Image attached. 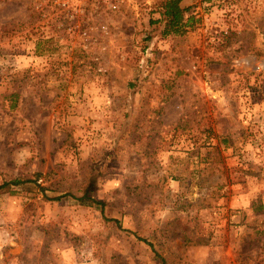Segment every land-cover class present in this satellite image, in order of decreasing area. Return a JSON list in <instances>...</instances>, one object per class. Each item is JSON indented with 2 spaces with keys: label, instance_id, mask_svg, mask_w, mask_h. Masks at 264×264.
<instances>
[{
  "label": "rangeland",
  "instance_id": "1",
  "mask_svg": "<svg viewBox=\"0 0 264 264\" xmlns=\"http://www.w3.org/2000/svg\"><path fill=\"white\" fill-rule=\"evenodd\" d=\"M52 1L0 0V264H264V0L166 37L157 0L88 50Z\"/></svg>",
  "mask_w": 264,
  "mask_h": 264
},
{
  "label": "built area",
  "instance_id": "2",
  "mask_svg": "<svg viewBox=\"0 0 264 264\" xmlns=\"http://www.w3.org/2000/svg\"><path fill=\"white\" fill-rule=\"evenodd\" d=\"M209 0H205L204 5H208ZM157 6V0H53L52 8L55 12L54 17L56 18L60 29L71 34L74 33L76 29L83 30L80 28V23L87 25L86 30L81 33V37L84 38L83 47L85 50L88 48L96 47L93 45L92 37H103L110 38L112 37L111 29L105 24H96L98 21H109L114 16L120 15L124 10H130V12H136L139 17V10L142 9L143 12H147L153 7ZM132 10V11H131ZM197 15V8H190L186 13V17ZM158 20V19H156ZM92 24V25H90ZM206 25L204 33L206 35L208 44H217L221 37H227L230 35V32L227 28L217 31L215 29L214 21L206 17ZM221 33L220 38L214 34ZM96 35V36H95ZM100 54H104V48H101ZM193 58L198 59L196 55H193Z\"/></svg>",
  "mask_w": 264,
  "mask_h": 264
},
{
  "label": "trees",
  "instance_id": "3",
  "mask_svg": "<svg viewBox=\"0 0 264 264\" xmlns=\"http://www.w3.org/2000/svg\"><path fill=\"white\" fill-rule=\"evenodd\" d=\"M186 0H163L161 3V19L159 23H163L165 25L163 35L166 37L171 34H180L183 33L187 27H189L193 20L195 19L193 16L189 18L186 17V13L189 11L190 7H184V2ZM31 182V181H29ZM23 182L20 180H14L11 182L4 183L0 185V190L5 188H10L11 186L20 185ZM57 200L59 198H56ZM85 200L84 198L81 199ZM93 204H97L103 206L104 203L96 201L95 199H90ZM112 221L116 222L119 226L120 223L116 219H112Z\"/></svg>",
  "mask_w": 264,
  "mask_h": 264
},
{
  "label": "crops",
  "instance_id": "4",
  "mask_svg": "<svg viewBox=\"0 0 264 264\" xmlns=\"http://www.w3.org/2000/svg\"><path fill=\"white\" fill-rule=\"evenodd\" d=\"M155 39H158V38H155ZM195 55L198 57V59L193 58V60H192L193 61V65L191 67L192 68V71H197L198 70V72L200 71L201 75H203L204 77H206L205 76V73H207V77L209 78L210 73L213 72V70L211 69V67H214L215 64L208 65V64H205V61H203L201 63V61L199 62V60H200L199 55L198 54H195ZM220 55H222V53L213 52V55H211V56L219 57ZM236 61H240V65H237V66H241L242 67V65H244L243 62H242L244 60H242V58H240L239 60H235L234 62L236 63ZM235 63H233V64H235ZM195 73H197V72H195ZM211 86H212V84H211Z\"/></svg>",
  "mask_w": 264,
  "mask_h": 264
}]
</instances>
